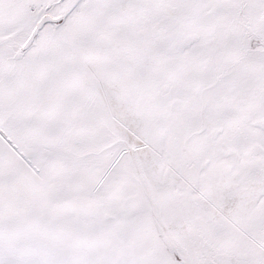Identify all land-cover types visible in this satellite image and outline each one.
<instances>
[{"label": "snow or ice", "instance_id": "1", "mask_svg": "<svg viewBox=\"0 0 264 264\" xmlns=\"http://www.w3.org/2000/svg\"><path fill=\"white\" fill-rule=\"evenodd\" d=\"M0 264H264V0H0Z\"/></svg>", "mask_w": 264, "mask_h": 264}]
</instances>
